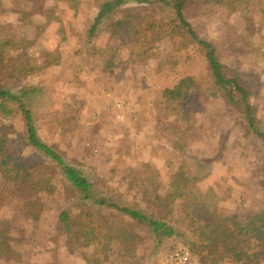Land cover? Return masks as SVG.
Masks as SVG:
<instances>
[{
	"label": "rangeland",
	"instance_id": "1",
	"mask_svg": "<svg viewBox=\"0 0 264 264\" xmlns=\"http://www.w3.org/2000/svg\"><path fill=\"white\" fill-rule=\"evenodd\" d=\"M103 1L0 0V81L16 92L40 88L28 102L42 139L101 195L117 193L126 203L149 208L146 191L166 195L184 166L214 196L219 212L242 217L263 210L264 143L215 84L205 57L170 35L145 43L150 53L132 50L124 35L89 37ZM184 12L198 34L214 43L227 73L251 88L264 128V0H187ZM124 13L145 22L163 12L162 6L131 2L118 16ZM111 60L113 70L107 67ZM184 76L195 79L183 104L187 119L172 112L162 95ZM0 135L30 169L51 173L53 161L24 142L20 114L0 110ZM53 180L54 193H35L0 172V231L15 249L0 256V264H163L173 251L188 249L194 227L212 217L185 210L177 199L167 216L174 236L158 247L144 237L131 253L116 244L107 260L88 263L94 249L74 244L71 251L59 228L60 212L74 200L62 172ZM35 199L38 219L30 214Z\"/></svg>",
	"mask_w": 264,
	"mask_h": 264
},
{
	"label": "trees",
	"instance_id": "2",
	"mask_svg": "<svg viewBox=\"0 0 264 264\" xmlns=\"http://www.w3.org/2000/svg\"><path fill=\"white\" fill-rule=\"evenodd\" d=\"M162 6V14L157 19L138 21L129 13L118 14L129 3ZM187 0H104L97 8V14L89 29V37H97L106 32L111 39L124 35L132 50L151 49L144 44L159 41L164 35L177 37L186 45H191L206 60L207 68L215 84L225 93V98L241 111L249 130L264 143V128L258 117V109L252 102V91L239 75H230L220 58L217 48L210 40L202 38L185 15ZM232 4V3H229ZM233 9H237L236 5ZM11 25L10 23H7ZM4 24H0L2 28ZM96 50H103L94 45ZM114 69L115 61L107 67ZM195 85L193 76L181 77L173 86L163 89L166 106L177 116L187 119L183 109L184 101L190 96ZM40 90L36 86L22 87L14 91L0 81V110L5 114L18 113L24 126L23 140L53 161L50 174H37L24 160L13 155L7 148V138L0 135V172L3 177L29 191L54 193L57 185L53 176L62 172L66 189L73 203L59 214V228L68 237V246L92 247L94 251L86 256L88 263L109 258L114 245L123 247L128 253L134 252L144 237H150L158 247L165 238L174 236L175 225L167 218L177 199L183 200L185 210L192 209L201 215L212 216L210 221L198 223L194 227L195 240L189 250L196 255L200 264H264V209L240 217L238 214H223L218 211L214 196L203 192L197 186L196 177L188 173L184 166L174 175L166 195L158 191H146L145 201L151 207L139 203H126L117 193L101 195L85 173L69 164L62 154L45 142L38 132L30 96ZM59 169V170H58ZM264 190V179L262 181ZM38 199L30 201L33 219L40 216ZM154 208L157 212L152 211ZM15 249L5 231H0V256L12 255Z\"/></svg>",
	"mask_w": 264,
	"mask_h": 264
},
{
	"label": "built area",
	"instance_id": "3",
	"mask_svg": "<svg viewBox=\"0 0 264 264\" xmlns=\"http://www.w3.org/2000/svg\"><path fill=\"white\" fill-rule=\"evenodd\" d=\"M163 264H198L195 255L189 249H179L170 253Z\"/></svg>",
	"mask_w": 264,
	"mask_h": 264
},
{
	"label": "crops",
	"instance_id": "4",
	"mask_svg": "<svg viewBox=\"0 0 264 264\" xmlns=\"http://www.w3.org/2000/svg\"><path fill=\"white\" fill-rule=\"evenodd\" d=\"M173 86V85H172Z\"/></svg>",
	"mask_w": 264,
	"mask_h": 264
}]
</instances>
